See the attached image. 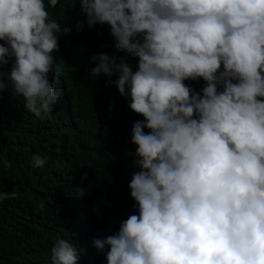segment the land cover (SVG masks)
<instances>
[{"label":"clouds","instance_id":"clouds-1","mask_svg":"<svg viewBox=\"0 0 264 264\" xmlns=\"http://www.w3.org/2000/svg\"><path fill=\"white\" fill-rule=\"evenodd\" d=\"M73 1L77 32L107 24L126 53L93 54L89 75H115L105 86L143 116L130 140L138 214L121 215L92 245L106 264H264V0ZM58 5L0 0V68L10 65L0 90L39 118L57 103L53 53L73 30L51 18ZM200 80L198 91L185 83ZM17 195L0 192V201ZM50 252V264H78L67 239Z\"/></svg>","mask_w":264,"mask_h":264},{"label":"trees","instance_id":"trees-1","mask_svg":"<svg viewBox=\"0 0 264 264\" xmlns=\"http://www.w3.org/2000/svg\"><path fill=\"white\" fill-rule=\"evenodd\" d=\"M60 2L50 16L73 30L59 36L53 53L58 71L49 79L59 94L53 110L36 117L24 109L22 97L0 90V192L18 194L0 201V264H50L57 237L76 247L78 264H106L92 237L121 215L138 214L128 188L138 170L130 140L133 121L143 116L114 84L105 86L115 75H89L93 54L126 53L115 50L107 24L89 29L85 23L77 32L78 6ZM128 62L135 70L136 58ZM185 83L198 91L204 82ZM33 155L46 159L44 167L32 166ZM5 160L10 167L3 166Z\"/></svg>","mask_w":264,"mask_h":264},{"label":"rangeland","instance_id":"rangeland-1","mask_svg":"<svg viewBox=\"0 0 264 264\" xmlns=\"http://www.w3.org/2000/svg\"><path fill=\"white\" fill-rule=\"evenodd\" d=\"M76 186V185H75Z\"/></svg>","mask_w":264,"mask_h":264}]
</instances>
